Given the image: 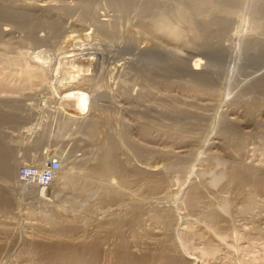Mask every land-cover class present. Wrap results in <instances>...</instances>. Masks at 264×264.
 <instances>
[{
	"label": "rangeland",
	"instance_id": "1",
	"mask_svg": "<svg viewBox=\"0 0 264 264\" xmlns=\"http://www.w3.org/2000/svg\"><path fill=\"white\" fill-rule=\"evenodd\" d=\"M201 1L0 0L30 19L0 15L3 157L61 160L42 196L0 170V264H264V0ZM112 145L126 175L100 178Z\"/></svg>",
	"mask_w": 264,
	"mask_h": 264
},
{
	"label": "bare ground",
	"instance_id": "2",
	"mask_svg": "<svg viewBox=\"0 0 264 264\" xmlns=\"http://www.w3.org/2000/svg\"><path fill=\"white\" fill-rule=\"evenodd\" d=\"M192 1V0H191ZM194 2H195V0H193ZM198 2H196L197 4H204V2H202L201 0H197ZM216 2H217V0H215ZM223 1H225V2H233V4H234V2H239L240 0H218V3H221V2H223ZM209 3V2H208ZM240 3V2H239ZM193 4V3H192ZM223 4V3H222ZM226 4H228V3H226ZM232 4V3H231ZM235 5V4H234ZM185 7V6H184ZM202 7V6H201ZM204 7V6H203ZM200 8V7H199ZM163 10H164V8H163ZM177 11H179V12H177V16H178V18H179V20L181 19L182 21L184 20V18L186 17V16H188V15H186V12L185 11H183V9L182 10H177ZM259 11L262 13V14H264V4H262L261 6H260V8H259ZM14 12V11H13ZM259 12V13H260ZM164 13V12H163ZM166 13V12H165ZM3 15L4 17L6 16V17H9V18H11L12 20H14V21H18V22H24V23H28V21L30 20H28V18H25L24 16H22L21 14H16V13H12V11L10 12H8V11H5V10H2V8L0 9V15ZM167 15V14H166ZM176 16V17H177ZM0 17H2V16H0ZM165 17V16H164ZM169 19V18H168ZM181 21V22H182ZM184 21H186V20H184ZM161 22V21H160ZM170 21H168V20H166L165 19V21L164 20H162V23L161 24H157L158 25V27H157V29L161 32V33H163V34H165V35H170V36H173V37H176L177 38V36H178V33H177V30L175 31V29H174V27L169 23ZM32 25V24H31ZM155 26H154V28H156ZM30 28H31V26H30ZM212 29V28H211ZM154 31V30H153ZM209 32V31H208ZM153 33V32H152ZM154 34V33H153ZM160 34V33H159ZM180 35V34H179ZM25 72H26V70H25ZM43 74H41V72H39L38 70H33V69H28L27 70V72L25 73V82H26V84H32V82L35 80V79H41V76H42ZM23 77V78H24ZM24 82V83H25ZM1 85V84H0ZM67 94H66V96H67V98H66V96H65V98L66 99H70V100H72V101H74V105H75V107H76V109H77V111H79V112H81V113H84L86 110H87V108H88V106H89V103H90V96L86 93V92H84V91H74V90H68L67 92H66ZM14 107V106H13ZM15 108V107H14ZM9 110H10V108H9ZM14 110V109H13ZM6 112V111H5ZM11 113V112H10ZM13 113V112H12ZM19 118H17L16 116H15V113L14 114H10V115H8V114H2V113H0V123L2 122V123H4V121H10V122H12V123H16V121L18 120ZM9 123V122H8ZM2 137V136H1ZM4 143H3V141H0V146H2ZM5 145V144H4ZM2 148V147H1ZM0 148V156H4L5 155V153H7L8 151H6L7 149H1ZM118 148H117V146L116 145H112V146H108V150L106 151V153H104V155H103V157L100 159V160H98V162L96 163L97 164V166H96V169H93L94 171H95V173H97L98 175H99V177L101 178H104L105 177V179H106V177H111V176H114V177H117V178H119V177H121L122 178V176H125L126 175V172H124V170L122 169V167L120 166H118L117 165V163L118 162H116V157H115V154H116V152L118 151L117 150ZM4 157H7V155L6 156H4ZM3 157V158H4ZM6 158H4V160H2L1 159V161H2V166H1V169L0 170H2V172H1V177H2V179L5 181V182H12L13 180H14V178L16 179L17 178V180L19 181V182H21L19 179H18V164L17 165H12V161L10 160V159H6ZM1 161H0V163H1ZM14 164V163H13ZM90 169H92V168H90ZM243 170V169H242ZM233 172V171H232ZM234 172H236V170L234 169ZM234 172H233V174H234ZM92 173H94L93 171H92ZM94 173V174H95ZM125 173V174H124ZM238 173V172H237ZM232 174V178L233 179H235L236 181H238V182H242V181H245L246 179H248V178H250V179H254L253 177H255L256 178V176H255V174L254 175H252V173L251 172H249V171H247L244 175L242 174V176L241 175H239V174H234L233 175ZM258 174V173H257ZM97 175V176H98ZM98 177V178H99ZM125 178V177H124ZM258 178H260V177H258ZM104 179V180H105ZM111 179V178H110ZM261 179L262 178H260V181H261ZM102 180V179H101ZM122 180V179H121ZM249 180V179H248ZM255 180V179H254ZM256 180H258L257 178H256ZM123 181V180H122ZM232 181H234V180H232ZM260 181H257L256 182V184H258V185H261V182ZM264 181V180H263ZM104 182V181H103ZM119 182V181H118ZM53 183V182H52ZM246 183V182H245ZM263 183V182H262ZM24 184V183H23ZM242 184V183H241ZM25 185H30V186H37V185H32V184H25ZM243 185V184H242ZM262 186V185H261ZM260 186V187H261ZM38 188H41V189H38V193L42 196V195H45L46 194V189L45 188H47V187H39V186H37ZM259 187V186H258ZM44 188V189H43ZM195 191V190H194ZM195 192H199V193H196V194H194V195H196L197 196V194L199 195L200 193H202V191H195ZM114 193V192H113ZM116 194V193H115ZM193 194V193H192ZM191 194V195H192ZM194 195H192V197H191V199L193 198V196ZM201 195V194H200ZM199 195V196H200ZM203 195V194H202ZM196 196H195V198H196ZM199 196H198V199H199ZM201 197V196H200ZM114 198V197H113ZM197 199V198H196ZM193 201V200H192ZM197 201V200H196ZM124 244V243H123ZM125 244L124 245H122V246H120V247H122L124 250L126 249L125 247ZM37 248V247H36ZM91 248V247H90ZM85 249L83 252H81V253H78L77 251H73V250H69V251H63V250H61V251H59V253H58V257H57V259H61V260H65L66 262H68V263H70V264H93V262H94V258H95V256L93 257L92 256V253L94 252V250H92V248L91 249ZM64 249V248H63ZM82 249H84V248H82ZM94 249V248H93ZM122 249V250H123ZM77 250V249H76ZM122 250H120V252H122ZM80 251V250H79ZM37 252V251H36ZM124 252V251H123ZM126 252V251H125ZM95 253V252H94ZM123 254V253H122ZM126 254V253H125ZM123 255V256H126V255ZM94 255V254H93ZM167 255H169V254H167ZM127 256L130 258V256L127 254ZM126 256V257H127ZM155 256H156V258H155ZM155 256L153 257L154 259L153 260H155V262L154 263H152V264H164V260H165V257H164V253H163V255L161 254H159L158 253V255H156L155 254ZM92 257H93V259H92ZM126 257H124V259H125V262L123 261V262H121V263H119V264H130L131 262H128L127 260L129 259H127ZM167 257V256H166ZM127 259V260H126ZM167 260V259H166ZM129 261H130V259H129ZM145 262V261H144ZM143 263V262H142ZM95 264V263H94Z\"/></svg>",
	"mask_w": 264,
	"mask_h": 264
},
{
	"label": "built area",
	"instance_id": "3",
	"mask_svg": "<svg viewBox=\"0 0 264 264\" xmlns=\"http://www.w3.org/2000/svg\"><path fill=\"white\" fill-rule=\"evenodd\" d=\"M61 169V160L52 158L42 167L22 165L18 170L21 183L48 187L57 178Z\"/></svg>",
	"mask_w": 264,
	"mask_h": 264
}]
</instances>
